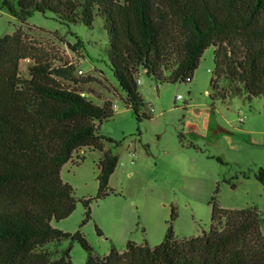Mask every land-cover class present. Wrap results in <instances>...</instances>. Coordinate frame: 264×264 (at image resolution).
<instances>
[{"label": "trees", "instance_id": "trees-1", "mask_svg": "<svg viewBox=\"0 0 264 264\" xmlns=\"http://www.w3.org/2000/svg\"><path fill=\"white\" fill-rule=\"evenodd\" d=\"M15 1L17 8L7 5L8 10L21 24L33 11L85 26L100 17L109 68L137 121L147 117L139 113L144 102L137 91L138 70L155 83L189 82L210 46V88L221 98L227 89L243 90L247 98L260 96L264 106V0ZM81 47L80 39L71 45ZM28 56L19 28L0 38V264H72L70 247L54 259L42 250L62 238L76 240L85 250L84 264H264V233L254 207L226 209L212 201L209 228L200 235L178 240L169 223L154 247L128 241L124 251L112 245L102 257L92 254L78 230L52 226L75 208L73 188L60 176L75 151L101 153L95 198L108 194L118 158L104 147L114 141L98 128L113 109L110 101L95 105L54 79L68 75L70 66L50 68L37 61L28 67L29 77H21L19 61ZM218 81L226 84L220 91ZM257 179L264 183L261 168ZM91 200H81V224L90 218ZM174 215L172 208L171 219Z\"/></svg>", "mask_w": 264, "mask_h": 264}, {"label": "rangeland", "instance_id": "rangeland-1", "mask_svg": "<svg viewBox=\"0 0 264 264\" xmlns=\"http://www.w3.org/2000/svg\"><path fill=\"white\" fill-rule=\"evenodd\" d=\"M7 5L17 8L15 0H0V38L18 28L22 32L29 56L19 61L21 77L28 78V67L37 61L50 68L70 66L65 77L54 76L61 86L84 93L95 105L106 100L112 104V116L98 128L114 141L104 147L118 158L108 194L95 198L101 153L75 151L60 170L61 179L73 188L75 208L52 226L69 233L78 230L92 254L102 257L112 245L124 251L128 241L154 247L163 241L169 223L178 240L198 236L209 228L215 201L226 209L254 207L264 233V183L257 179L260 168L264 175L263 102L260 96L247 98L243 90L227 89L221 98L210 88L212 46L203 51L189 82L155 83L138 70L137 91L144 102L139 113L147 117L137 121L109 68L100 17L85 26L33 11L21 24ZM77 39L82 47L74 50ZM222 87L226 84L218 81V91ZM83 198L92 200L90 218L81 224ZM67 247L72 264H84L86 252L76 240L62 238L42 250L54 259Z\"/></svg>", "mask_w": 264, "mask_h": 264}, {"label": "built area", "instance_id": "built-area-1", "mask_svg": "<svg viewBox=\"0 0 264 264\" xmlns=\"http://www.w3.org/2000/svg\"><path fill=\"white\" fill-rule=\"evenodd\" d=\"M78 72L80 73V71H78ZM136 82L139 83V82H140V79L137 78V79H136ZM80 95H81V96H84V93H80ZM241 120H242V118H239V121H241Z\"/></svg>", "mask_w": 264, "mask_h": 264}, {"label": "water", "instance_id": "water-1", "mask_svg": "<svg viewBox=\"0 0 264 264\" xmlns=\"http://www.w3.org/2000/svg\"><path fill=\"white\" fill-rule=\"evenodd\" d=\"M156 87H157V85H156Z\"/></svg>", "mask_w": 264, "mask_h": 264}]
</instances>
